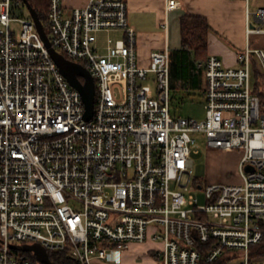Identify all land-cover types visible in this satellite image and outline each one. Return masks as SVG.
<instances>
[{"label":"built area","instance_id":"2783aa9c","mask_svg":"<svg viewBox=\"0 0 264 264\" xmlns=\"http://www.w3.org/2000/svg\"><path fill=\"white\" fill-rule=\"evenodd\" d=\"M21 1L0 0V264H121L132 242L148 240L161 244L160 264H264L252 261L264 241V111L251 82L254 56L264 69V49L251 36L264 29L250 12L238 66L217 55L199 63L206 117L196 120L170 111L169 12L179 0H166V44L148 64L125 0L70 9L50 0L52 46L95 79L86 119L82 93L31 13L15 17ZM257 14L264 23V7ZM115 32L122 38L98 45L100 33ZM198 133L211 149L243 150L240 182L197 184ZM35 244L51 263L22 248Z\"/></svg>","mask_w":264,"mask_h":264},{"label":"crops","instance_id":"0c3cea01","mask_svg":"<svg viewBox=\"0 0 264 264\" xmlns=\"http://www.w3.org/2000/svg\"><path fill=\"white\" fill-rule=\"evenodd\" d=\"M89 0H63L67 8L81 7ZM128 4V21L138 34V51L143 64H148L152 52L161 50L166 44V36L162 27L167 15L166 0H125ZM181 6L169 12L170 33L168 42L171 52L182 46L181 19L187 14L206 18L211 31L208 34V56L217 55L228 66H238L239 56L248 46L247 16L255 25L260 24L257 10L264 7V0H179ZM251 44L255 48L264 49V33L257 35ZM223 154L236 153V150L215 149ZM240 161H233L230 168H224L219 175L211 177L210 183L220 178H233L234 168ZM239 180L240 176L238 174ZM239 182V181H238ZM208 183V181H206ZM161 244L154 240L143 243H131L124 252L121 264H159L155 257L156 248ZM112 264V263H103Z\"/></svg>","mask_w":264,"mask_h":264},{"label":"rangeland","instance_id":"374dc122","mask_svg":"<svg viewBox=\"0 0 264 264\" xmlns=\"http://www.w3.org/2000/svg\"><path fill=\"white\" fill-rule=\"evenodd\" d=\"M15 17H28L30 12L28 7L22 2L15 9ZM13 29L20 33L22 28L18 22L13 24ZM112 37L114 39L122 38V35L119 32L115 33H100L98 39V45L103 48L106 44L107 38ZM257 37L256 34L251 36L252 41ZM252 76L251 82L253 87L260 88V92L263 93V106L262 110L264 111V69L262 67L261 61L257 57L252 58ZM82 80L84 78L82 77ZM186 80L184 75L180 77V81L177 84L178 86L171 90V98H170V111L173 117H183L187 119H196L203 120L206 117V97H205V86H206V78L203 77V87L195 88V89H186L181 87V83ZM154 87L155 84L151 83ZM197 145L199 152L193 153L194 158V175L198 178V182L205 186L206 181L210 183L211 177H216L219 175L224 168H230L233 161H240L243 156V150H236V153H230L228 155L220 153L215 149H211L207 146V138L204 134L198 133L195 134ZM234 168V176L233 178L223 177L220 178L221 181H231V182H240L238 174L240 172L239 164ZM197 182V181H196ZM197 182V184H198ZM195 195L199 198L201 204L205 203L204 193L201 190H196ZM135 242H132V244ZM139 243V242H137ZM241 258H238L236 261H239ZM254 263H263L264 258L257 259L253 261ZM157 263H159L157 261ZM160 264V263H159Z\"/></svg>","mask_w":264,"mask_h":264},{"label":"trees","instance_id":"16d2710c","mask_svg":"<svg viewBox=\"0 0 264 264\" xmlns=\"http://www.w3.org/2000/svg\"><path fill=\"white\" fill-rule=\"evenodd\" d=\"M23 0L21 1V3ZM30 5L36 10L45 30L48 32V10L50 0H28ZM211 31L209 21L201 16L187 14L181 19L182 46L180 49L171 52V90L176 88L180 77L184 75L186 80L181 83V87L195 89L203 87V77L205 68L199 66L200 62H205L208 58V34ZM206 91V86L204 88ZM263 106V93L256 87ZM198 182V178H196ZM256 254L252 261L264 258V241L253 247ZM228 258H223L218 264H226Z\"/></svg>","mask_w":264,"mask_h":264},{"label":"water","instance_id":"95a60500","mask_svg":"<svg viewBox=\"0 0 264 264\" xmlns=\"http://www.w3.org/2000/svg\"><path fill=\"white\" fill-rule=\"evenodd\" d=\"M23 2L28 7L29 12L33 16L38 30L43 40L45 41L46 45L48 46L53 59L56 61L57 65L59 66L61 72L68 79L70 84L82 93V97L86 108L85 118L90 119L94 113L95 94H96L95 79L93 75L85 66L67 59L63 54L58 52L52 46L47 36V33L44 29V26L42 24V21L40 20L36 10L30 5L28 0H23ZM79 76H82L84 78V82L80 80ZM22 248L26 250H33L36 253L39 260L46 263H51L47 252L40 245L38 244L23 245Z\"/></svg>","mask_w":264,"mask_h":264},{"label":"flooded vegetation","instance_id":"af4514ba","mask_svg":"<svg viewBox=\"0 0 264 264\" xmlns=\"http://www.w3.org/2000/svg\"><path fill=\"white\" fill-rule=\"evenodd\" d=\"M79 78L82 80V76H79Z\"/></svg>","mask_w":264,"mask_h":264}]
</instances>
